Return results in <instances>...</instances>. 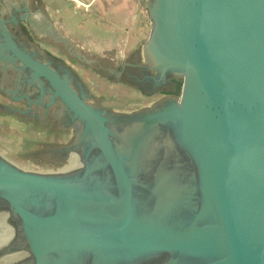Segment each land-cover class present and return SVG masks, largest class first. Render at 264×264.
I'll return each instance as SVG.
<instances>
[{"label":"water","instance_id":"95a60500","mask_svg":"<svg viewBox=\"0 0 264 264\" xmlns=\"http://www.w3.org/2000/svg\"><path fill=\"white\" fill-rule=\"evenodd\" d=\"M149 7L154 81L184 83L179 98L131 113L87 104L19 51L0 17L16 57L83 125L70 171L0 155V264H264V0Z\"/></svg>","mask_w":264,"mask_h":264},{"label":"flooded vegetation","instance_id":"af4514ba","mask_svg":"<svg viewBox=\"0 0 264 264\" xmlns=\"http://www.w3.org/2000/svg\"><path fill=\"white\" fill-rule=\"evenodd\" d=\"M0 17L19 51L57 73L94 108L113 111L101 105V97H98L89 84L81 78L73 63L80 64L113 83L134 88L142 94L160 95L159 101L150 109L167 100L179 98L176 96L179 79L169 78L161 85H156L154 81L157 75L151 70V64H148L143 57V49L149 37L140 49L117 61L116 56L106 55L101 58V55H90L80 44L75 43L61 26L51 20L49 12L42 4L34 0H0ZM64 57L69 59L71 64ZM0 99L16 106L12 108L23 111L31 109L26 115H17L26 122L34 121L42 124L56 122L58 130L69 133L70 138L65 145L52 147L50 152L57 162H70L71 158L65 150L78 148L79 133L83 125L74 120V114L63 104L49 80L37 75L16 57L2 35L1 26Z\"/></svg>","mask_w":264,"mask_h":264},{"label":"rangeland","instance_id":"374dc122","mask_svg":"<svg viewBox=\"0 0 264 264\" xmlns=\"http://www.w3.org/2000/svg\"><path fill=\"white\" fill-rule=\"evenodd\" d=\"M142 3L143 5L138 9L137 25L129 26L125 33L119 31L111 36H104L103 25H101V58L106 55L116 56V60L119 61L125 55H129L143 46L151 34L153 21L149 7L151 0L145 3L147 6L144 2ZM141 11H143V15ZM127 38H130V41ZM104 39H107L106 42L103 41ZM104 44H111L116 49L111 52L107 51V45L104 46ZM125 44H128L126 48ZM64 59L71 64L69 59L65 57ZM73 65L94 93L101 97V105L113 109L115 113H131L159 101L160 95L142 94L125 84L113 83L104 77H99L80 64L73 63ZM179 83H182V86L176 94L178 97L181 96L184 82L179 79ZM1 102L6 107H16L7 100L0 99ZM69 138V133H64L56 128V122L46 124L34 121L26 122L21 117L8 114L0 109V155L22 170L47 174L65 169L69 163L66 161L57 162L50 149L65 145Z\"/></svg>","mask_w":264,"mask_h":264},{"label":"crops","instance_id":"0c3cea01","mask_svg":"<svg viewBox=\"0 0 264 264\" xmlns=\"http://www.w3.org/2000/svg\"><path fill=\"white\" fill-rule=\"evenodd\" d=\"M34 1L42 4L49 12L51 20L72 36L75 43L78 42L90 55L94 56L101 55V25H103L104 36H111L119 31L125 33L129 26L137 25L138 9L143 5L142 2L145 4L149 0ZM141 14L143 15V11ZM106 40L103 41L106 42ZM106 45L107 51L116 49L111 44H104ZM124 46L126 48L128 44Z\"/></svg>","mask_w":264,"mask_h":264},{"label":"bare ground","instance_id":"6f19581e","mask_svg":"<svg viewBox=\"0 0 264 264\" xmlns=\"http://www.w3.org/2000/svg\"><path fill=\"white\" fill-rule=\"evenodd\" d=\"M2 156V155H1ZM72 160V161H71ZM71 160H70V162H69V165L65 168V169H63V170H60L59 172H57L58 174L59 173H64V172H67V171H70V170H72V169H74L76 166H77V156H72V158H71ZM71 163V164H70ZM56 172H53L52 171V173H50V174H55ZM48 174V173H47Z\"/></svg>","mask_w":264,"mask_h":264},{"label":"trees","instance_id":"16d2710c","mask_svg":"<svg viewBox=\"0 0 264 264\" xmlns=\"http://www.w3.org/2000/svg\"><path fill=\"white\" fill-rule=\"evenodd\" d=\"M181 86H182V83H179V88H181Z\"/></svg>","mask_w":264,"mask_h":264}]
</instances>
